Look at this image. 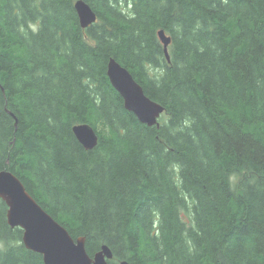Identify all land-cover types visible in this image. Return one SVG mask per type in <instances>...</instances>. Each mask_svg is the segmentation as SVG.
<instances>
[{
  "label": "trees",
  "instance_id": "16d2710c",
  "mask_svg": "<svg viewBox=\"0 0 264 264\" xmlns=\"http://www.w3.org/2000/svg\"><path fill=\"white\" fill-rule=\"evenodd\" d=\"M77 1L0 0V172L108 264H264V0H84L86 29ZM111 59L159 127L125 109ZM7 211L0 264H44Z\"/></svg>",
  "mask_w": 264,
  "mask_h": 264
},
{
  "label": "water",
  "instance_id": "95a60500",
  "mask_svg": "<svg viewBox=\"0 0 264 264\" xmlns=\"http://www.w3.org/2000/svg\"><path fill=\"white\" fill-rule=\"evenodd\" d=\"M80 25L83 29L97 22V15L87 3L76 4ZM160 39L169 58L171 38L163 31ZM108 77L114 89L123 97L125 108L135 114L141 123L153 127L158 124L165 109L148 98L142 86L130 71L116 60L108 65ZM79 142L92 150L98 144V135L93 126L82 123L73 127ZM0 199L8 207L7 220L12 228L23 231V244L27 249L43 256L44 264H108L114 255L108 245L91 257L84 237L74 239L67 229L58 223L29 194L21 180L10 171L0 172ZM120 264H131L122 261Z\"/></svg>",
  "mask_w": 264,
  "mask_h": 264
},
{
  "label": "rangeland",
  "instance_id": "374dc122",
  "mask_svg": "<svg viewBox=\"0 0 264 264\" xmlns=\"http://www.w3.org/2000/svg\"><path fill=\"white\" fill-rule=\"evenodd\" d=\"M249 178V174L240 173L232 176L234 187L239 191L242 190L244 181Z\"/></svg>",
  "mask_w": 264,
  "mask_h": 264
},
{
  "label": "bare ground",
  "instance_id": "6f19581e",
  "mask_svg": "<svg viewBox=\"0 0 264 264\" xmlns=\"http://www.w3.org/2000/svg\"><path fill=\"white\" fill-rule=\"evenodd\" d=\"M78 3H86L84 0H78L76 3H75V9H76V4H78ZM89 5V4H88ZM77 11V10H76ZM77 14H78V12H77ZM80 22V21H79ZM81 26V25H80ZM90 27V26H89ZM83 29V28H82ZM164 32V31H163ZM165 33V32H164ZM167 36V35H166ZM170 38V37H169ZM169 60H170V58H168ZM112 60V59H111ZM110 60V61H111ZM115 60V59H114ZM110 61H109V63H110ZM109 65V64H108ZM107 73H108V71H107ZM108 75V74H107ZM134 77V76H133ZM109 78V77H108ZM135 79V78H134ZM110 80V79H109ZM136 80V79H135ZM123 98V97H122ZM149 98V97H148ZM124 100V99H123ZM124 106H125V102H124ZM126 109V108H125ZM127 110V109H126ZM130 112V111H129ZM155 126H157V127H159L160 126V124H159V121H158V124L157 125H155ZM149 127V126H148ZM74 133V132H73ZM97 133V132H96ZM75 135V134H74ZM97 135H98V133H97ZM76 137V136H75ZM78 140V139H77ZM79 141V140H78ZM98 141H99V139H98ZM81 144V143H80ZM82 145V144H81ZM85 148V147H84ZM86 149V148H85ZM2 200V199H1ZM7 222H8V220H7ZM9 225V224H8ZM10 226V225H9ZM11 227V226H10ZM12 228V227H11ZM16 228H20V227H16ZM81 238V237H80ZM26 247V246H25ZM111 249V248H110ZM29 250V249H28ZM101 250V249H100ZM31 251V250H30ZM113 252V251H112ZM36 253V252H35ZM114 255V254H113ZM43 257V256H42ZM43 262H44V260H43ZM108 263H109V261H108Z\"/></svg>",
  "mask_w": 264,
  "mask_h": 264
}]
</instances>
